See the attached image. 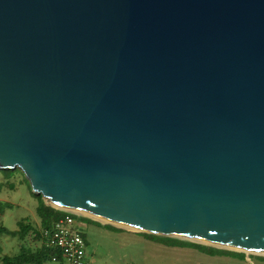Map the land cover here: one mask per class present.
<instances>
[{
	"label": "water",
	"instance_id": "95a60500",
	"mask_svg": "<svg viewBox=\"0 0 264 264\" xmlns=\"http://www.w3.org/2000/svg\"><path fill=\"white\" fill-rule=\"evenodd\" d=\"M17 169L56 209L264 256V0H0Z\"/></svg>",
	"mask_w": 264,
	"mask_h": 264
},
{
	"label": "rangeland",
	"instance_id": "374dc122",
	"mask_svg": "<svg viewBox=\"0 0 264 264\" xmlns=\"http://www.w3.org/2000/svg\"><path fill=\"white\" fill-rule=\"evenodd\" d=\"M17 170L9 171L15 172ZM25 179V176L19 172H16V175L10 180L0 173V204L5 202L11 204L10 208H5L4 212H0V224H4L10 230H18V222L23 219L30 220L37 227L40 225V219L36 213L37 200L33 195L29 182H26ZM82 216L88 219L92 218L86 215ZM79 222L81 223L80 229L88 241L87 256L89 264H199L197 260L190 258H185V260L183 257L178 256V253H176L178 251L173 249L175 247H169L148 239L145 233L123 229L118 226H113L118 229L113 230L106 227L110 225L109 223L98 225L97 223L78 220ZM84 225L87 227H83ZM182 241L193 243L188 240ZM21 244L22 242L18 238L3 236L0 264H2V256L17 254L20 251ZM41 244L42 242L37 240L34 234L27 238V245L32 248H38ZM245 254L257 263H264V256ZM61 257L60 261H50L46 264H69L62 255ZM240 264L249 263L241 261Z\"/></svg>",
	"mask_w": 264,
	"mask_h": 264
},
{
	"label": "trees",
	"instance_id": "16d2710c",
	"mask_svg": "<svg viewBox=\"0 0 264 264\" xmlns=\"http://www.w3.org/2000/svg\"><path fill=\"white\" fill-rule=\"evenodd\" d=\"M16 172L22 173L19 170L15 172L9 170H5V171L0 170V173L8 180H10L14 175H16ZM25 181L28 182L26 179ZM33 195L37 200L36 213L40 219V225L39 227H37L30 220L23 219L18 222V228H19L18 230H10L4 224L2 223L0 224V252L2 251L1 242L3 236L18 238L19 241L22 242L20 246V251L17 254L2 256L1 258L2 264H46L52 261L53 257H58V261H60L62 258L61 253L59 251L49 249L45 246L42 240V231L45 229H50L55 222L59 221L62 218H65L69 214L62 210L47 205L41 195H37L34 193ZM10 207L11 204H8L7 202H5L4 204H0V212H4L5 208H10ZM73 217H75L79 221H84L87 223H97L98 225H101L98 222H95L88 218H81L75 215H73ZM106 227L111 228L113 230H118L117 228L110 225ZM32 234H34L37 240L42 242L41 246H39L38 248H32L27 245V238ZM145 235L148 239L160 244H164L169 247L194 248L201 252H205L213 256L232 255L230 252L226 250H220L217 248L208 247L201 244L190 243L176 238L158 237L149 234H145ZM84 237L86 238L85 235ZM240 256H244V255L241 254Z\"/></svg>",
	"mask_w": 264,
	"mask_h": 264
},
{
	"label": "built area",
	"instance_id": "2783aa9c",
	"mask_svg": "<svg viewBox=\"0 0 264 264\" xmlns=\"http://www.w3.org/2000/svg\"><path fill=\"white\" fill-rule=\"evenodd\" d=\"M63 211V210H62ZM69 215L55 222L50 229L42 231V240L49 249L57 250L69 264H89L87 256L88 241L78 226L81 214L64 211ZM52 261L57 262L58 257Z\"/></svg>",
	"mask_w": 264,
	"mask_h": 264
},
{
	"label": "crops",
	"instance_id": "0c3cea01",
	"mask_svg": "<svg viewBox=\"0 0 264 264\" xmlns=\"http://www.w3.org/2000/svg\"><path fill=\"white\" fill-rule=\"evenodd\" d=\"M79 228L81 227V223H78ZM87 227V226H83ZM209 247V246H208ZM173 249H176L178 252V256L185 258H190L192 260H197L199 264H240L241 261L244 263V261L248 262L249 264H264V263H257V261H254L253 258L248 256L247 254L243 252H236V251H230L232 255H210L205 252H201L194 248H182V247H175ZM218 249V248H217ZM223 250V249H220ZM234 254V255H233ZM244 256H240V255ZM260 259V258H259ZM186 260V259H185ZM89 261V260H88Z\"/></svg>",
	"mask_w": 264,
	"mask_h": 264
},
{
	"label": "bare ground",
	"instance_id": "6f19581e",
	"mask_svg": "<svg viewBox=\"0 0 264 264\" xmlns=\"http://www.w3.org/2000/svg\"><path fill=\"white\" fill-rule=\"evenodd\" d=\"M52 204H54V205H56V206H58V204H56L55 202H51ZM83 215H86V216H89V217H92V218H94V219H96V220H100V221H102V222H104V223H109L110 221L109 220H107V219H105V218H102V217H100V216H97V215H94V214H90V213H82ZM117 226H119V227H124V228H127V230H131V231H136V230H134V229H131V228H128V227H126V226H123V225H120V224H118V223H115Z\"/></svg>",
	"mask_w": 264,
	"mask_h": 264
}]
</instances>
